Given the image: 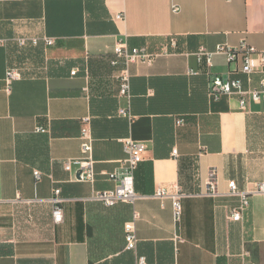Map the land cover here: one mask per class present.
Listing matches in <instances>:
<instances>
[{"label":"crops","instance_id":"0c3cea01","mask_svg":"<svg viewBox=\"0 0 264 264\" xmlns=\"http://www.w3.org/2000/svg\"><path fill=\"white\" fill-rule=\"evenodd\" d=\"M21 38L39 44L20 46ZM0 40V264H264V103L242 110L238 98L211 101L212 77L237 65L214 54L208 68L196 56L242 42L264 51V0H0ZM119 42L159 54L131 66L132 121L118 115L126 102L110 61ZM253 65L251 78L238 74L245 89L264 78L257 57ZM11 68L21 79L8 87ZM85 118L94 185L65 169L83 158ZM39 126L46 133L36 134ZM128 138L147 147L135 173L139 198L92 201L95 190L116 186L107 175L126 157ZM212 170L218 197L201 195ZM230 182L249 200L237 222L228 219L240 205ZM57 189L60 224L50 202ZM159 189L182 194L178 222L173 198L157 197ZM135 212L138 243L128 251L124 226Z\"/></svg>","mask_w":264,"mask_h":264},{"label":"built area","instance_id":"2783aa9c","mask_svg":"<svg viewBox=\"0 0 264 264\" xmlns=\"http://www.w3.org/2000/svg\"><path fill=\"white\" fill-rule=\"evenodd\" d=\"M173 13H178L179 8H173ZM116 21L124 20V15L115 16ZM20 46H37L39 40L21 38L17 41ZM47 46H52L54 42L49 39L44 40ZM6 43L4 40H0V46ZM175 44V41H173ZM214 54L223 55L226 58L228 65H237L234 71H230L224 76H213L210 81L209 98L213 102L220 100L222 96L230 98H238L239 106L242 110L248 108L249 103L261 104L264 103V78L259 82V86L253 89H245L244 83L238 74H242L251 78L255 74V68L253 65V58L257 57L260 68L264 70V51H259L256 48L249 46L246 42H242L240 46L233 48L230 46H218L214 53L208 52L205 48H201L197 53V60L199 64H205L208 68L212 65V57ZM159 54H151L145 48H133L129 49L125 44L119 42L114 48V55L110 61V65L113 68H120L119 75L117 77L119 83V99L126 102L125 107H120L118 115L122 118H126L129 121L133 120V116L130 112L132 94H131V66L134 64L151 65ZM77 71H73L72 75L75 76ZM21 79V72L16 68L8 69L6 72V83L10 87L12 82ZM90 118H85L82 121L83 127L81 132V151L83 158L79 160H71L66 163L65 169L69 172L73 171L75 166V180L77 182L88 183L94 185L96 182V170L95 161L93 158V138L90 129ZM182 120H177V126L183 125ZM36 134L46 133V130L42 127L35 129ZM123 149L125 158L119 162V167L113 172L107 175L108 180L115 182L116 186L112 190L93 192L92 201L100 202L107 207H114L119 203H125L134 205L139 194L135 191V173L139 165L144 161V156L147 151V147L142 142H137L131 138L123 140ZM174 155L177 157V152L174 151ZM34 176L39 182L42 179L40 172L35 171ZM259 193H264V183L260 184ZM61 191L59 189L53 192V196L50 202L53 205V221L55 224L63 222L64 213L62 208L63 200L60 197ZM203 196L218 197L220 192L218 190V178L217 172L212 170L205 183V190L201 194ZM229 195L240 198V205L230 216L231 221L242 220L244 211L249 206V200L245 193L239 192L235 182L229 183ZM159 198L171 196L173 198V208L175 221L178 222L181 217V203L182 194L170 195L169 191L165 189H159L156 193ZM139 216L135 212L133 219L127 222L124 226V238L126 243V250L135 251L137 248V234L136 223ZM138 264H145V259L140 258Z\"/></svg>","mask_w":264,"mask_h":264}]
</instances>
